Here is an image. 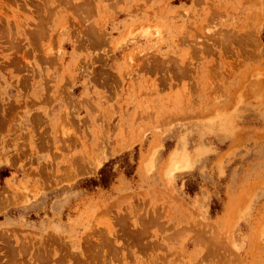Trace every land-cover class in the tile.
Instances as JSON below:
<instances>
[{
	"label": "rangeland",
	"instance_id": "374dc122",
	"mask_svg": "<svg viewBox=\"0 0 264 264\" xmlns=\"http://www.w3.org/2000/svg\"><path fill=\"white\" fill-rule=\"evenodd\" d=\"M0 264H264V0H0Z\"/></svg>",
	"mask_w": 264,
	"mask_h": 264
},
{
	"label": "trees",
	"instance_id": "16d2710c",
	"mask_svg": "<svg viewBox=\"0 0 264 264\" xmlns=\"http://www.w3.org/2000/svg\"><path fill=\"white\" fill-rule=\"evenodd\" d=\"M102 174H104V176L102 177V182H106V174H105V169H102ZM96 183V182H95Z\"/></svg>",
	"mask_w": 264,
	"mask_h": 264
},
{
	"label": "bare ground",
	"instance_id": "6f19581e",
	"mask_svg": "<svg viewBox=\"0 0 264 264\" xmlns=\"http://www.w3.org/2000/svg\"><path fill=\"white\" fill-rule=\"evenodd\" d=\"M86 254V253H85ZM86 258V257H85Z\"/></svg>",
	"mask_w": 264,
	"mask_h": 264
}]
</instances>
